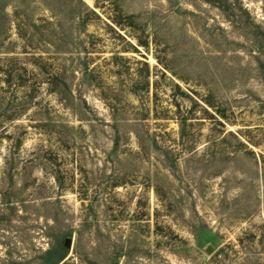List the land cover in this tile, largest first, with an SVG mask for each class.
<instances>
[{"label":"rangeland","instance_id":"374dc122","mask_svg":"<svg viewBox=\"0 0 264 264\" xmlns=\"http://www.w3.org/2000/svg\"><path fill=\"white\" fill-rule=\"evenodd\" d=\"M0 264H264V0H0Z\"/></svg>","mask_w":264,"mask_h":264},{"label":"water","instance_id":"95a60500","mask_svg":"<svg viewBox=\"0 0 264 264\" xmlns=\"http://www.w3.org/2000/svg\"><path fill=\"white\" fill-rule=\"evenodd\" d=\"M66 246H69L70 245V240H67L66 243H65ZM210 251V250H209Z\"/></svg>","mask_w":264,"mask_h":264}]
</instances>
